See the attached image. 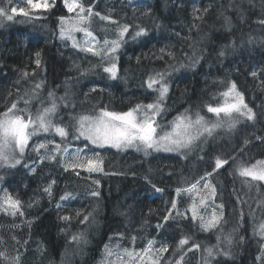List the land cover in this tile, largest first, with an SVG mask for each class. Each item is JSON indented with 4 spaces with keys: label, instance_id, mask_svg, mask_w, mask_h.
Masks as SVG:
<instances>
[{
    "label": "trees",
    "instance_id": "1",
    "mask_svg": "<svg viewBox=\"0 0 264 264\" xmlns=\"http://www.w3.org/2000/svg\"><path fill=\"white\" fill-rule=\"evenodd\" d=\"M19 1L0 0V7L12 14V7L20 8ZM83 3L117 21L92 17L89 27L101 43L116 39L120 26H129L116 53L118 78L113 80L103 71L99 57L65 48L59 36V17L74 14L67 13L63 0H55V7L48 11L29 9L31 18L18 11L13 21L0 19V113L16 101L24 108L21 100L27 98L25 93L32 96L33 92L37 95L27 107L35 113L48 105L49 99L41 98L52 92L58 104L56 119L69 127V120L81 114H96L101 109L124 112L138 103H152L158 93L147 88V81L165 73L169 92L160 120L165 125L186 110L188 115L200 112L207 116L205 105L223 101L219 95L224 90L222 81L237 84L256 119H242L221 146L214 144L187 156L111 150L102 164L103 171L89 173L65 170L60 155L35 164L38 155L32 153L20 167L0 169V194L6 191L18 198L23 212L15 216L0 213V253L7 257H0V264H15L17 256L20 264H113L106 262V246L133 254L126 255L122 264H151L143 259V249L157 238L169 246L162 264H172L182 254L176 249L185 236L189 245L200 244L201 250L186 251L184 257L195 262L192 264H205L207 253L203 249L216 245L217 236L223 239L228 234L234 243L222 244L216 251L230 247L231 255H219L211 264H262L256 258L264 251V241L256 230L264 223V213L252 212L246 186L256 183L263 188L264 184L241 177L237 170L264 161V0ZM137 26L146 29L147 35L133 39ZM78 35L82 37V33ZM221 50L225 51L223 57L219 56ZM37 52L41 54L39 67L35 63ZM253 71L257 76L251 75ZM37 83L42 84L40 89L35 88ZM222 137L220 134L216 139ZM217 158L227 163L217 169ZM32 161L35 171L25 170L23 165ZM206 176L216 189L212 202L224 206L219 225L209 231L201 229L198 215L193 221L195 202L190 193L176 192ZM49 184L51 196L44 192ZM65 196L72 200L66 202L67 208H58ZM202 210L213 213L210 208ZM66 215L71 219H62ZM84 216H88L87 221ZM158 224L164 226L158 228ZM73 236L81 238L77 241Z\"/></svg>",
    "mask_w": 264,
    "mask_h": 264
},
{
    "label": "snow or ice",
    "instance_id": "2",
    "mask_svg": "<svg viewBox=\"0 0 264 264\" xmlns=\"http://www.w3.org/2000/svg\"><path fill=\"white\" fill-rule=\"evenodd\" d=\"M26 4L30 9H41L45 11L55 7V0L49 3V0H26ZM63 7L67 13L74 14L69 16H61L60 20V39L70 40L74 48H78L80 51L91 53L95 57H99L103 71L109 74V77L113 80L118 78V57L116 53L122 47V43L125 42V36L129 33V26L124 24L119 27L117 38L113 40L105 39L103 44L100 45V41L91 31L90 27L86 25L91 24L92 17L95 15L100 20L110 21L111 23H117V21L111 19L110 16L101 15L100 12H94L92 6H85L83 0H63ZM11 13H8L6 8L0 7V19H6L7 21H13L15 14L19 11V14L24 17L31 18L30 12L25 7L11 8ZM204 11H207L205 9ZM39 18V17H36ZM196 19H202L201 16H196ZM226 23L228 18L226 17ZM264 23V21H261ZM138 27L135 31L133 39L147 35L146 29ZM75 33H83L86 39L83 41V46L77 41ZM40 52L36 53L35 63L39 67L41 65ZM225 51L221 50L219 56L223 57ZM194 61L191 65L195 66ZM25 76L28 74L25 73ZM253 77L257 76V73L253 71L251 73ZM224 85L219 95L223 97L222 102H218L215 106L212 104L205 105L207 112L214 115L215 119L206 118L201 115L200 112H196L194 117L188 115V111L176 116L169 125H162L157 119L165 110V100L169 92V84L166 81L165 73H157L155 76L149 77L147 81V88L153 92L158 93L152 103L137 104L135 107L130 108L128 111L117 112L107 109H101L96 114H81L78 117H74L76 124L73 126L75 129L74 138H83L90 144L103 148L105 146L115 148L118 150L126 149L129 147H135L137 150L143 149L145 154H148V150L159 152H177L183 155L182 150H191L196 146L201 138H204L206 142L208 137H211L216 129L227 125L229 129H233L240 122V117L245 118L247 121H255L256 113L245 102L244 94L238 90L237 84L234 81H228L227 83L221 82ZM41 83L35 85L36 89H40ZM95 91V89H93ZM36 93L33 92L32 96H28L25 93L23 99L24 108L19 107L20 101L13 102L5 111L0 113V166H7L9 168H15L17 165L22 164L21 157L25 155L26 149L30 146V140L32 137L41 133L48 134L52 139H45L44 142L38 143L33 146V150L39 152L40 149H45L48 145H52V151L59 154L63 152L68 154V149L62 147L61 143L55 141V136H59L61 141H66L69 136L68 129L54 122L53 117L57 113L58 104L56 102L55 94L48 93L49 103L47 106H42L35 113H32L27 105L31 104L32 99L36 97ZM67 95V93H66ZM61 100L64 97L60 98ZM95 159L85 155L81 158L78 151L73 157L71 163H67L65 170L68 168L76 169L80 168L89 173L103 171L102 159L99 153L94 154ZM49 160L56 159L54 155H48L45 157ZM227 163V160L217 158L215 161V167L218 169ZM27 167V165H23ZM29 171L34 172V168H30ZM238 174L241 177L250 179L251 181H257L264 183V161H257L251 166H240L238 168ZM206 175H211L207 173ZM204 179V177H201ZM53 184L55 181L52 182ZM98 183V182H97ZM199 181L193 183L187 189L177 188V195L181 191L192 192L197 190ZM52 184L44 188V192L51 196ZM203 188L209 189L210 195L214 197L216 195V189L210 182L204 183ZM157 192L162 191L156 188ZM92 195L97 196L99 193L93 192ZM67 199V196L62 197ZM206 202L205 197H201V205ZM21 201L18 198H14L8 192H4V195L0 197V209L6 212H10L12 215L19 213L23 215L21 209ZM31 206V205H29ZM59 207V205H58ZM223 204L217 205L220 212L217 213L213 210L211 217L207 220L203 216L199 217L200 227L204 231H209L217 228L220 220L223 218ZM172 208H176L175 201L172 202ZM171 217V213L164 217V222L167 223ZM64 220L71 219L70 217H62ZM192 219L197 220L196 206L192 208ZM88 220V216H84V221ZM163 224H158V228H162ZM235 231V229H234ZM256 234L264 241V223H260L256 230ZM82 236V234H81ZM81 236H73V240H79ZM135 240V237L132 238ZM243 237L240 240L243 241ZM234 243L231 234L223 237L217 236V244L212 247H206L203 249L207 253L205 258V264H211L212 260L219 255L228 257L231 255L229 250L216 251L221 248L222 244L231 246ZM155 244L154 240H149L147 247L143 249L145 253L151 252ZM188 245L185 249L184 246ZM201 250L200 244L189 245V238L182 237L178 241L177 251H180L178 260H174L172 264H182L186 251ZM169 251L167 244H162L156 249V253L159 255L152 259L151 264H162L164 260V253ZM106 254L110 257L113 253L106 246ZM125 254L132 256L131 252L125 250ZM0 257L7 259L4 253H0ZM264 264V251L260 256L256 258ZM15 264H20V257L14 258Z\"/></svg>",
    "mask_w": 264,
    "mask_h": 264
},
{
    "label": "rangeland",
    "instance_id": "3",
    "mask_svg": "<svg viewBox=\"0 0 264 264\" xmlns=\"http://www.w3.org/2000/svg\"><path fill=\"white\" fill-rule=\"evenodd\" d=\"M129 1H135V0H129ZM138 1H140V0H138ZM50 2H51V0H49V3ZM19 6L20 7H25L27 10L30 9V8H28V6L26 4V0H20L19 1ZM87 26L89 27V26H91V24L87 25ZM137 30H138L137 28L134 29V32L137 31ZM75 37H76L77 41L81 44V46H83V41L86 39V37L83 35V33H82V37H79L78 33H75ZM63 44H64L65 48H68L70 50L78 49V48H74L72 46V42L70 40H63ZM102 44L103 43L100 42V45H102ZM23 99L21 100L22 103H23ZM41 99H42V101H44L45 99H49V97H44V98H41ZM28 109L31 110V108H28ZM191 116L194 117V115H191ZM161 117H162V114L159 117H157V119L160 121ZM205 117L206 118H210L212 120L215 119L214 115L211 114V113H208V115L205 116ZM53 119H54V122H58V120H59V124L63 125L62 119L57 118L58 119L57 120L56 119V115L53 117ZM239 119H240V122L236 125L235 129L238 127V125L242 122V119H244V118L240 117ZM160 123L162 125H165L163 121H160ZM68 124L70 126L69 127L65 126V127L67 129L71 130V131L69 132V136H68L66 141H61L59 136H55V141L57 143H61L62 147H66L68 149V154L67 155H65L63 152H60L59 154H57L56 152L52 151V149L48 148L49 146H52V145H48L47 148L39 150V152L42 151V152H40V157H39V154H38L39 152L34 151L33 150V146L38 144V143L44 142L45 139H52V137L49 136L48 134L41 133V134H39L37 136L32 137V139L30 140V146L26 149L25 155L23 157H21L22 163H24L26 160H28L29 159L28 156L32 155V153L38 155V159H36L34 161L35 164L39 163L43 159H46L45 157L48 156V155H54V156L60 155V157H62V160H63L65 166H66L67 163L73 162L72 161V157L78 151L80 152L81 158H83L85 155H87V156L92 157L93 159H95L94 154L95 153H99V156H100V158L102 159L103 162L108 157L109 152L111 150L120 151V152L121 151L122 152L133 151V152H136V153H140L142 155H146L143 149L137 150L135 147H129V148H126V149H121V150H118V149H115V148H111V147H107V146H105L103 148H99V147H96V146L90 144L88 141L84 140L82 137L79 138V139H75L74 138L75 129H74L73 126L76 124V121L73 120L71 122V120H69ZM169 124H167V125H169ZM233 129H229L227 127V125H225L224 127L216 129L215 132L213 133V135L211 137L207 138L206 142H202V141H204V138L202 137L201 141H198L196 146H194L191 150H182V152L184 153L182 156H187V155H189L191 153L201 151V150L206 149L207 147H209L211 145H214V144L221 146L222 143L228 142L227 135L231 134ZM220 134L224 135V137H222L221 139H219L220 137L218 139H216L218 137V135H220ZM217 141H218V143L216 144ZM154 152H156V151H153L151 149L148 150V154L149 153H154ZM156 153H161V154L162 153H176V154H180V153H177V152H164V151H159V152H156ZM50 161H52V160H50ZM32 163H33V161L31 163L26 164L27 167L24 166L25 170L29 171L30 168H34L35 165H32ZM18 167H20V165H17L15 168H18ZM2 168H4V169H12V168H9L7 166H0V169H2ZM68 169H70V170H79V171L82 170L80 168H76V169L68 168ZM82 171H85V170H82ZM99 172L100 171H97V173H99ZM93 173H96V172H93ZM199 182L200 183L198 185L197 190H194V191L189 192V193H190V195L192 196V198H193V200L195 202L197 215L199 217L203 216L204 219L207 220V219H209L211 217L212 214L210 215L207 212H206L207 214L206 213H201V211H203L202 209L210 208L212 211L215 209L217 213H219V209L217 208L215 203L212 202V199H214V198L210 195L209 189L203 188V184L204 183L210 182L211 185H212L210 177L206 176V177H204V179H200ZM258 183H261V182H258ZM246 189L248 191L247 192V198L249 200L251 209L253 210L252 212L255 215H257V214L260 215V212L264 213V187L261 188L260 185L255 183V185L252 184V185H249L248 187L246 186ZM3 195L4 194H0V197H2ZM201 197H205V199H206V202H205L204 205H201ZM69 200H72V198L64 199V201H61V202L58 203L59 207H58V205H57V207L60 208V207L63 206L64 208H67L66 207V202L69 201ZM21 209H22V203H21ZM3 212L11 214L10 212H6L3 209H0V213H3ZM78 214H79V211H76L75 215L77 216ZM66 216L71 218L70 215H66ZM154 241H155V244L153 246L152 251L151 252H147L143 256V259L146 262H150L151 263L152 259L159 255L158 253H156V249L159 248L162 244H166V242H164V240H161V239H158V238L155 239ZM110 250L112 251L113 254L110 257L107 255V261L106 262L107 263H113V264H122L123 259L126 257L125 250L119 249L118 247H115V246L111 247ZM165 255H166V253L163 254L164 257H165ZM127 259H129L128 256H127ZM192 263H195V262H193L189 258H186V257L183 258L182 264H192ZM7 264H12V262L10 261Z\"/></svg>",
    "mask_w": 264,
    "mask_h": 264
}]
</instances>
